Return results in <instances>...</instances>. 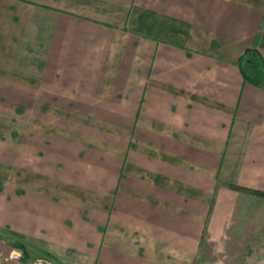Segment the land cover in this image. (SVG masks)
I'll return each instance as SVG.
<instances>
[{"label": "crops", "instance_id": "1", "mask_svg": "<svg viewBox=\"0 0 264 264\" xmlns=\"http://www.w3.org/2000/svg\"><path fill=\"white\" fill-rule=\"evenodd\" d=\"M248 48L264 0H0V228L63 264H207L263 233L231 188L264 191Z\"/></svg>", "mask_w": 264, "mask_h": 264}, {"label": "rangeland", "instance_id": "2", "mask_svg": "<svg viewBox=\"0 0 264 264\" xmlns=\"http://www.w3.org/2000/svg\"><path fill=\"white\" fill-rule=\"evenodd\" d=\"M244 231V232H243ZM247 226L245 229H232L230 242L221 248L211 245L207 257L222 260L207 261V264H264V232ZM257 241V242H255ZM255 242V243H254ZM24 244V250L18 244ZM200 262V261H199ZM198 262V263H199ZM0 264H63L44 248L29 244L11 228H0Z\"/></svg>", "mask_w": 264, "mask_h": 264}, {"label": "trees", "instance_id": "3", "mask_svg": "<svg viewBox=\"0 0 264 264\" xmlns=\"http://www.w3.org/2000/svg\"><path fill=\"white\" fill-rule=\"evenodd\" d=\"M239 61L244 77L256 85L264 87V60L257 50L255 48H248ZM231 188L264 198V191L262 190L251 189L236 184H232ZM18 246L23 249L24 253H26L24 250V244L20 243Z\"/></svg>", "mask_w": 264, "mask_h": 264}]
</instances>
